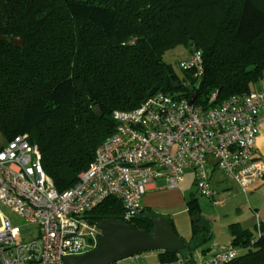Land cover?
<instances>
[{
	"label": "trees",
	"instance_id": "1",
	"mask_svg": "<svg viewBox=\"0 0 264 264\" xmlns=\"http://www.w3.org/2000/svg\"><path fill=\"white\" fill-rule=\"evenodd\" d=\"M0 35L7 37L0 41V136L5 143L28 134L60 192L114 132L115 110L158 92L195 93V105L207 110L264 80V0H0ZM17 36L23 47L10 43ZM180 44L202 52L203 75L182 69L181 76L164 60ZM188 204L190 239L182 250L159 251L161 264H195L194 252L212 238L193 217L200 211L194 194ZM161 216L144 207L130 223L151 231ZM89 217L124 221L122 202L109 196ZM257 228L230 225L231 244L242 251L224 264H264V225Z\"/></svg>",
	"mask_w": 264,
	"mask_h": 264
},
{
	"label": "built area",
	"instance_id": "2",
	"mask_svg": "<svg viewBox=\"0 0 264 264\" xmlns=\"http://www.w3.org/2000/svg\"><path fill=\"white\" fill-rule=\"evenodd\" d=\"M180 67L203 75L202 52L193 50ZM113 118L114 132L97 147L75 185L63 192L47 176L41 150L28 134L0 144V264H65L66 256L96 246L99 223L89 213L107 197L121 200L124 221L130 223L144 210L142 200L151 185L162 179L161 188H176L186 169L193 171L198 192L215 204L223 200L215 198L209 167L243 190L264 178V158L256 155L264 83L207 110L189 98L158 92L134 109L115 110ZM10 213L22 223H14ZM29 225L36 226L33 234L22 230ZM241 251L222 246L199 264H224ZM121 261L114 264H126Z\"/></svg>",
	"mask_w": 264,
	"mask_h": 264
},
{
	"label": "rangeland",
	"instance_id": "3",
	"mask_svg": "<svg viewBox=\"0 0 264 264\" xmlns=\"http://www.w3.org/2000/svg\"><path fill=\"white\" fill-rule=\"evenodd\" d=\"M190 54L191 49L184 44H180L170 48L165 53L164 60L170 63L178 74L183 76L184 71L180 67V62ZM260 84L261 81L255 87L260 86ZM4 141L0 136V144H3ZM208 171L211 174V181L216 191L215 198L224 197L226 201L223 204H215L211 197L198 192L191 169L185 170V180L176 188H161L165 182L162 179H158L148 189L142 202L145 207L153 208L163 215L171 217L178 234L187 241L192 233V216L189 211L188 198L194 194L198 198L200 211L194 214L193 217L198 216L202 224L211 228L212 238L206 245L212 247L215 243H228L231 240L230 223L236 222L240 218L239 212L235 210L236 200L225 194L223 187L232 184L235 187V191L243 193V190L235 185L233 181L227 179L220 170L209 167ZM9 215L14 223H22L17 215L13 213ZM22 230H27V232L33 234L36 231V226L29 225L23 227ZM251 230L256 234L259 233L257 227ZM146 264H160V262L157 256H151L147 259Z\"/></svg>",
	"mask_w": 264,
	"mask_h": 264
},
{
	"label": "water",
	"instance_id": "4",
	"mask_svg": "<svg viewBox=\"0 0 264 264\" xmlns=\"http://www.w3.org/2000/svg\"><path fill=\"white\" fill-rule=\"evenodd\" d=\"M7 37L0 35V41ZM10 43L23 47L22 37H11ZM190 89V86H187ZM196 94H192L189 102H195ZM99 116H102V109L95 107ZM198 220L199 217L195 216ZM100 232L97 236V243L91 250L80 254L70 255L64 258L65 264H114L137 254L150 251H178L185 248V239L174 229L172 222L158 217L154 228L151 231L140 229L134 224L116 220L103 219L99 222Z\"/></svg>",
	"mask_w": 264,
	"mask_h": 264
},
{
	"label": "crops",
	"instance_id": "5",
	"mask_svg": "<svg viewBox=\"0 0 264 264\" xmlns=\"http://www.w3.org/2000/svg\"><path fill=\"white\" fill-rule=\"evenodd\" d=\"M263 83L264 80L261 82L260 86H262ZM256 155L264 158V123L260 125L256 138ZM233 183L237 185L234 181ZM151 187L152 185L150 188ZM223 190H225V194H228L231 199L236 200L235 210L239 212L240 218H238L236 222L232 223H239L244 229H253L255 227H259L260 224L264 225V178L250 183L246 190L242 189L243 193L235 191V187L232 184L226 185L223 187ZM220 199L223 200L220 204L225 203L226 199L224 197ZM232 223H230V225ZM231 240H229L228 243H215L212 247L204 245L202 248L197 249L194 252L195 264H199L204 261L211 253L220 247L231 244ZM203 249H206V251H203ZM158 253L159 252L157 251L145 252L139 254L138 257L132 256L122 260L121 262L126 264H146L148 258L151 256H157Z\"/></svg>",
	"mask_w": 264,
	"mask_h": 264
},
{
	"label": "flooded vegetation",
	"instance_id": "6",
	"mask_svg": "<svg viewBox=\"0 0 264 264\" xmlns=\"http://www.w3.org/2000/svg\"><path fill=\"white\" fill-rule=\"evenodd\" d=\"M164 218L169 219V218H171V217L164 215ZM169 220H170V219H169ZM170 221L173 222L172 220H170Z\"/></svg>",
	"mask_w": 264,
	"mask_h": 264
}]
</instances>
